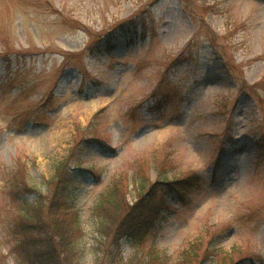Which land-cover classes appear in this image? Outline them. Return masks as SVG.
<instances>
[{"label": "rangeland", "instance_id": "obj_1", "mask_svg": "<svg viewBox=\"0 0 264 264\" xmlns=\"http://www.w3.org/2000/svg\"><path fill=\"white\" fill-rule=\"evenodd\" d=\"M71 148L85 264L99 194L157 180V264H264V0H0V264Z\"/></svg>", "mask_w": 264, "mask_h": 264}, {"label": "trees", "instance_id": "obj_2", "mask_svg": "<svg viewBox=\"0 0 264 264\" xmlns=\"http://www.w3.org/2000/svg\"><path fill=\"white\" fill-rule=\"evenodd\" d=\"M72 151L71 148L69 154L56 164L54 176L47 180V192L40 193V190L30 186L27 181L21 182L22 187L21 184L14 187L17 193L22 188L34 195L31 201L22 197L19 201L18 212L23 218L20 222L23 234L13 249L23 264L86 262L84 246L80 243L83 229L77 221L74 196L69 192L76 185L72 173L77 167L71 163ZM162 181L168 184L179 181L184 188L190 187L189 178ZM158 183L159 180L140 184L134 202L127 199L125 188L121 185L112 184L99 194L93 211L96 214L95 232L101 238L97 240L91 264H157L158 256L154 249H144L142 243L146 241V230L150 224L145 220L154 219L155 209L149 208V205L154 203V188ZM126 237L130 239L133 251L125 258L122 256L120 239ZM181 256L188 263L197 261L200 264L214 257L205 254L198 260V254H190L188 249H182ZM230 258V255L223 254L217 261L219 264H236Z\"/></svg>", "mask_w": 264, "mask_h": 264}]
</instances>
